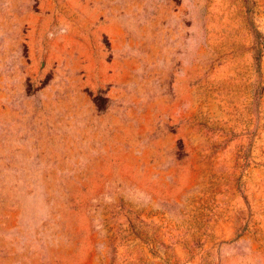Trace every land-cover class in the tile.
I'll return each mask as SVG.
<instances>
[{"label": "rangeland", "instance_id": "374dc122", "mask_svg": "<svg viewBox=\"0 0 264 264\" xmlns=\"http://www.w3.org/2000/svg\"><path fill=\"white\" fill-rule=\"evenodd\" d=\"M0 264H264V0H0Z\"/></svg>", "mask_w": 264, "mask_h": 264}]
</instances>
